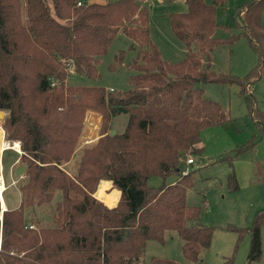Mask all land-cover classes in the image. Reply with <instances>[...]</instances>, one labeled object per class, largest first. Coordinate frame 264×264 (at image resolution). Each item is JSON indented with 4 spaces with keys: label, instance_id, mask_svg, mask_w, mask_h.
Here are the masks:
<instances>
[{
    "label": "trees",
    "instance_id": "1",
    "mask_svg": "<svg viewBox=\"0 0 264 264\" xmlns=\"http://www.w3.org/2000/svg\"><path fill=\"white\" fill-rule=\"evenodd\" d=\"M184 1L187 11L171 13L170 26L185 55L171 62L152 40L146 0H0V110L6 112L7 140L20 141L32 158L19 206L5 210L0 221V264H180L159 256L141 261L148 241L165 244L169 231L183 240L190 264L202 262L213 229L190 224L200 220L203 208L187 202L195 181L186 160L203 156L202 131L232 119L198 84L238 83L259 131L219 158L229 162L228 183L235 191L234 159L264 138V109L246 86L264 77V0L239 8L237 25L260 57L243 78L211 69L213 49L240 36H214L218 7L227 0ZM119 33L129 36L137 51L129 64L135 71L131 87L117 91L71 83L75 74L101 76L98 65ZM124 57L120 51L115 61ZM89 110L102 115L101 136L82 151L72 175L62 165L76 151ZM120 114L128 115L126 129L112 136L107 128ZM153 176L162 182L150 185ZM101 180L121 191L116 206L94 196ZM58 190L62 196L53 205L50 224L33 222L27 209L50 205ZM263 223L264 209L250 228L237 229L251 234L250 261L261 259Z\"/></svg>",
    "mask_w": 264,
    "mask_h": 264
},
{
    "label": "rangeland",
    "instance_id": "2",
    "mask_svg": "<svg viewBox=\"0 0 264 264\" xmlns=\"http://www.w3.org/2000/svg\"><path fill=\"white\" fill-rule=\"evenodd\" d=\"M110 2L117 0H98ZM150 7V32L154 43L161 50L163 57L171 62L183 59L185 55L184 43L172 32L170 14L187 11L188 5L184 0H146ZM211 4L213 0H206ZM249 0H227L224 7H218V27L214 36L227 39L232 34L240 35L232 44L223 42L211 52V69L222 74H230L240 78L245 77L253 68L259 65V54L250 46L249 38L243 34L239 8ZM264 23V13L262 16ZM132 39L124 33H119L111 42L107 53L98 65L101 76L92 79L86 74H75L70 82L80 85L104 86L107 90H125L131 87L130 77L135 73L129 69V64L136 57L137 51L132 48ZM197 48L196 43L192 46ZM120 51H125L122 63L115 61ZM205 59V58H204ZM114 65V68L111 66ZM205 96L221 103L230 113L231 121L226 124L205 129L201 134L200 146L204 147L203 156L189 155L195 162L187 164L192 172L195 186L187 191V202L203 208L199 221L190 224L210 226L213 229L212 242L209 248L202 250V262L195 264H264V223L261 229L260 260H249L251 234L249 231L240 233L237 229L250 228L256 216L264 209V138L255 147L247 149L234 159V168L239 188L235 191L229 187L228 179L232 171L227 160H220L225 151H230L246 143L259 131L250 114V107L245 94L240 92L238 83L200 82ZM259 109H264V77L256 79L250 87ZM6 115V114H5ZM101 113L89 110L86 113L84 127L76 144V151L64 167L72 175L75 174L82 151L87 146H93L101 136ZM4 119L0 118L3 135L2 140L9 142L7 150L0 154V172L3 167L5 191L4 199L10 208H17L21 201V185L26 180V166L32 158L21 149V142L14 148L15 141H8ZM128 123V115L115 116L107 130L114 129L116 134L123 133ZM1 134V132H0ZM4 138V139H3ZM1 142V139H0ZM9 148V149H8ZM2 165V167H1ZM24 170L17 174L19 166ZM162 179L153 176L150 185H159ZM102 180L99 182L94 196L98 199ZM100 186V187H99ZM112 186H114L112 184ZM115 188V187H114ZM62 196L56 191L50 205L28 208L27 216L34 220H41V224L49 225L55 201ZM115 196L112 193L111 199ZM107 199V200H111ZM101 200V199H100ZM120 201V199H119ZM3 218L0 203V221ZM49 222V223H48ZM35 225V224H34ZM33 225H29L31 228ZM168 242L162 244L156 240H149L141 261L148 262L153 256L172 258L180 264H190L182 252L183 240L174 231L168 232ZM241 237V239H239ZM1 247V237H0Z\"/></svg>",
    "mask_w": 264,
    "mask_h": 264
},
{
    "label": "bare ground",
    "instance_id": "3",
    "mask_svg": "<svg viewBox=\"0 0 264 264\" xmlns=\"http://www.w3.org/2000/svg\"><path fill=\"white\" fill-rule=\"evenodd\" d=\"M0 132H1V134H0V139H1V142H0V154L3 152V150H7V147L10 145L9 144V142H5L4 140H2V137H4V135H3V130H2V126L0 125ZM4 139V138H3ZM19 142L18 141H15L14 142V145H13V147L14 148H17L18 146H19ZM11 146V145H10ZM9 149V148H8ZM105 183V182H104ZM5 184L6 183H0V193H1V197H0V203L2 204V209L3 210H6V201H5V199H4V193H3V190L5 191ZM104 185V184H103ZM100 187V186H99ZM107 190V188L105 187V188H102L101 190H100V195H102L105 191ZM111 196H112V193L111 194H109L107 197H106V199H109V198H111ZM105 199V200H106Z\"/></svg>",
    "mask_w": 264,
    "mask_h": 264
},
{
    "label": "crops",
    "instance_id": "4",
    "mask_svg": "<svg viewBox=\"0 0 264 264\" xmlns=\"http://www.w3.org/2000/svg\"><path fill=\"white\" fill-rule=\"evenodd\" d=\"M242 12V11H241ZM3 152H4V150H3ZM3 152L1 153V154H3ZM5 180V179H4ZM105 182V183H104ZM104 184V185H103ZM112 181H110V180H102V184H101V188H107V190L102 194V195H100L99 197H98V199L100 200L101 199V201H103L108 207H114V206H116L117 204H118V202H119V199H120V196H121V191L116 187V186H112ZM115 187V188H114ZM111 193H114L115 194V196L117 197V200H116V202H115V204H113V205H111V204H108L107 202H106V197L109 195V194H111ZM106 199V200H105ZM109 199H111V198H109ZM6 210L7 209H14V208H10L9 206H8V204L6 203ZM5 210H3V212H4Z\"/></svg>",
    "mask_w": 264,
    "mask_h": 264
},
{
    "label": "water",
    "instance_id": "5",
    "mask_svg": "<svg viewBox=\"0 0 264 264\" xmlns=\"http://www.w3.org/2000/svg\"><path fill=\"white\" fill-rule=\"evenodd\" d=\"M5 114H6L5 110H0V118L4 119ZM110 134L114 136L116 134V131L112 129ZM23 170H24V166L23 165L19 166L17 174H20Z\"/></svg>",
    "mask_w": 264,
    "mask_h": 264
},
{
    "label": "built area",
    "instance_id": "6",
    "mask_svg": "<svg viewBox=\"0 0 264 264\" xmlns=\"http://www.w3.org/2000/svg\"><path fill=\"white\" fill-rule=\"evenodd\" d=\"M187 162H188V164H192V163L195 162V160H194L193 157H190V158L187 160ZM1 167H2V165H1ZM0 183H4L3 167H2V170H1V172H0ZM3 192H4V190H3ZM0 195H1V193H0ZM0 197H1V196H0ZM31 227H32V226H31Z\"/></svg>",
    "mask_w": 264,
    "mask_h": 264
}]
</instances>
